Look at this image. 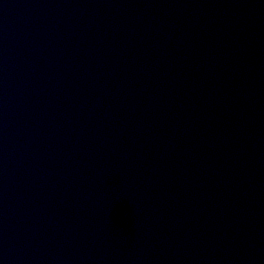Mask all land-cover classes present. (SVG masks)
Here are the masks:
<instances>
[{"label": "water", "instance_id": "water-1", "mask_svg": "<svg viewBox=\"0 0 264 264\" xmlns=\"http://www.w3.org/2000/svg\"><path fill=\"white\" fill-rule=\"evenodd\" d=\"M0 264H264V0H0Z\"/></svg>", "mask_w": 264, "mask_h": 264}]
</instances>
